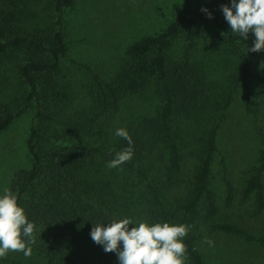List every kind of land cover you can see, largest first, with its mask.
<instances>
[{
	"label": "trees",
	"instance_id": "obj_1",
	"mask_svg": "<svg viewBox=\"0 0 264 264\" xmlns=\"http://www.w3.org/2000/svg\"><path fill=\"white\" fill-rule=\"evenodd\" d=\"M5 1L0 0V70L11 54L28 53L16 70L29 88L26 99L37 102L38 119L29 128L26 141L31 165L14 171L6 189L17 195L18 204L35 226L33 234L39 229L44 231L36 246L42 264H118L116 254L105 252L92 241L89 233L94 224L123 217H130L136 223L191 225L183 238L188 264H206L195 242L201 227L264 245L262 237L253 236L234 222L215 218L218 211L209 183L216 149V122L208 120L200 130L197 161L187 193L174 197L171 202L165 197L168 186L181 169V133L187 119L197 117L200 112L207 114L218 103L216 96L211 97L206 77L195 67L191 55L197 35L209 30L211 24L199 28L193 12L214 23V31L221 32L224 42L239 52L232 89L239 85L245 110L251 113L252 104L264 102V49L250 51L254 33H247L249 44L242 45L244 38L233 33L224 22L221 5L228 4L229 0H183L182 10L164 29L125 48L121 64L112 77L103 80L93 75L88 99L80 98L73 84L58 80L59 61L66 52L60 29L49 36L39 31L18 33V18ZM72 1L56 0L55 10L61 12ZM203 8L211 13L210 18ZM180 37L184 53L179 58H171L169 50ZM147 91L156 99L149 118L136 122L131 112L122 122H115V127L108 125L126 101ZM253 93L260 100L252 99ZM224 97L222 109L229 104L231 91ZM14 117L11 106L0 101V132ZM54 125L57 127L51 128ZM117 128L127 130L134 151L130 160L117 168H109L107 162L115 153L128 147L127 140L114 135ZM259 133L262 147L258 164L243 190L244 197L254 195L258 215L264 212V133L261 129ZM86 137L95 144L67 147L55 146L52 142L47 145L64 138L79 143ZM158 143L166 157L161 175L150 174L151 147ZM99 171L102 172L99 174ZM126 187L131 188L127 197L119 193V188L126 190ZM202 202L204 213L200 214Z\"/></svg>",
	"mask_w": 264,
	"mask_h": 264
},
{
	"label": "rangeland",
	"instance_id": "obj_2",
	"mask_svg": "<svg viewBox=\"0 0 264 264\" xmlns=\"http://www.w3.org/2000/svg\"><path fill=\"white\" fill-rule=\"evenodd\" d=\"M5 4L18 18L17 30L20 34L39 31L43 36H49L60 29L66 52L59 61L58 80L73 84L79 91V97L88 99V86L93 75L103 80L112 77L121 64L125 48L164 29L182 10L183 0H73L59 13L55 10L56 0H6ZM193 14L199 28L211 24L209 30L200 31L197 35L195 50L191 51V55L195 67L206 77L211 97L216 96L218 103L214 101L213 108L210 107L207 114L200 112L197 117L187 119L181 133V169L172 179L165 197L171 202L174 197H183L187 193L197 161L200 130L208 120L216 122V149L212 156L209 183L218 211L215 218L234 222L253 236L264 239V212L259 215L255 213L253 194L243 196L246 180L258 164L262 147L259 130L264 133V102L262 105L252 104L251 113L245 110L240 100L239 85L232 89L239 52L224 42L222 33L214 31V23L208 18L198 16L195 12ZM241 42L242 45L249 44L246 39ZM183 53L184 42L180 37L169 50V56L179 58ZM27 57V52L17 51L11 54L0 70V101L8 103L15 114L11 123L0 132V192L8 187L14 171L28 169L31 165L26 141L29 128L38 123L37 102L32 98L26 99L29 88L16 70L17 64L23 63ZM228 91H231V98L226 108L222 109ZM255 96L253 93L252 99L260 100ZM155 106L156 99L150 91L138 94L122 105L120 112L108 125L115 127L131 112L136 122H141L151 116ZM52 142L55 146L67 147L74 146L72 144H95L88 137L80 144L64 138L47 145L50 146ZM151 148L150 174L161 175L166 157L159 143ZM130 190L129 187L126 190L119 188V193L127 197ZM119 202H122L120 198ZM203 206V202L200 203V214L204 213ZM43 233L39 229L33 234L37 243L35 240L31 245V255L25 257L22 252L9 251L0 259V264H42L36 246ZM197 233L195 242L206 264H264V245L258 242L205 227H201ZM208 240L212 241L211 246ZM185 264H188L186 260Z\"/></svg>",
	"mask_w": 264,
	"mask_h": 264
},
{
	"label": "clouds",
	"instance_id": "obj_3",
	"mask_svg": "<svg viewBox=\"0 0 264 264\" xmlns=\"http://www.w3.org/2000/svg\"><path fill=\"white\" fill-rule=\"evenodd\" d=\"M202 11L211 17L206 8ZM221 11L231 31L238 33L240 38L247 39V33H254L250 51L264 49V0H229L228 4L221 5ZM114 135L127 140L128 147L115 153L114 158L107 162L109 168H117L130 160L134 151L126 129L117 128ZM17 201V195L8 189L0 192V259L9 251L22 252L27 257L35 243V226ZM130 224L133 225L131 228ZM190 227L183 223H136L130 217H123L94 224L89 234L105 252L116 254L118 264H185L183 238ZM207 243L211 246L212 241Z\"/></svg>",
	"mask_w": 264,
	"mask_h": 264
}]
</instances>
